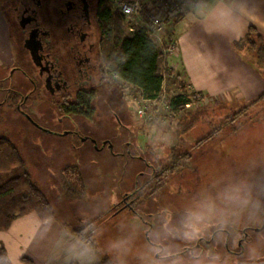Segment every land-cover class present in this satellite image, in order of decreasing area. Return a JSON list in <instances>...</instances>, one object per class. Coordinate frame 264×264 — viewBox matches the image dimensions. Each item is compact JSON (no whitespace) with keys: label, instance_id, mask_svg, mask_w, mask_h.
Listing matches in <instances>:
<instances>
[{"label":"rangeland","instance_id":"1","mask_svg":"<svg viewBox=\"0 0 264 264\" xmlns=\"http://www.w3.org/2000/svg\"><path fill=\"white\" fill-rule=\"evenodd\" d=\"M1 1L0 81L8 82L11 52L18 49V42L13 44L11 34L16 26L11 25L10 10ZM108 1L114 10L115 0ZM190 1H183L185 11ZM116 15L130 35L128 28L136 26L135 21ZM166 26L160 39L153 35L162 56L171 40L165 37ZM102 36L99 21V66L92 80L95 97L90 117L67 112V105L55 103L43 92L34 101L28 98L19 111L13 105L0 106V135L17 145L32 178L54 205L57 219L70 226L95 219L94 244L101 259L108 256L118 264H156L159 257L152 235L171 228L177 237L185 231L186 217L191 216L199 236L170 239L176 259L188 261L195 250L202 264H208L212 256L219 257L217 264H264V218L250 221L246 212L227 199L240 188L264 205V97L252 104L253 100L236 92L205 96L167 63L157 99H144L140 89L128 83L123 84L122 92H116L101 79ZM250 38L261 42L256 32ZM244 47L251 56L248 63L264 79V63L248 44ZM176 75L185 83L190 103L174 115L167 100L181 93L180 84L170 82ZM116 116L128 128H121ZM115 135L119 137L113 138ZM106 138L115 144H106ZM127 140L132 142L129 147ZM71 165L79 166L86 182V194L80 199L65 198L61 189V170ZM155 173L161 174L158 180L153 178ZM15 175V170L0 172V184ZM148 177L150 182L139 195ZM150 185L156 189L152 195ZM134 194L140 196L137 205L121 207ZM221 223L225 224L222 233L218 231Z\"/></svg>","mask_w":264,"mask_h":264},{"label":"crops","instance_id":"2","mask_svg":"<svg viewBox=\"0 0 264 264\" xmlns=\"http://www.w3.org/2000/svg\"><path fill=\"white\" fill-rule=\"evenodd\" d=\"M190 2L188 11L164 31L165 37L178 41L176 51L165 54L167 66L205 96L236 92L248 100L259 97L264 93L263 75L248 63L247 48L236 43L250 25L264 35V0ZM0 246L12 264H96L101 260L99 251L79 240L62 220L42 222L36 213L19 217L8 230L0 231ZM81 248L88 250L89 257L76 255Z\"/></svg>","mask_w":264,"mask_h":264},{"label":"trees","instance_id":"3","mask_svg":"<svg viewBox=\"0 0 264 264\" xmlns=\"http://www.w3.org/2000/svg\"><path fill=\"white\" fill-rule=\"evenodd\" d=\"M116 14L118 12L113 10L112 4L108 0H103L99 18L103 35L100 51L101 79L107 81L116 92H122L123 84L128 83L140 89L144 99H157L163 89L162 69L166 63V57L162 56L157 44L145 28L127 35ZM252 32H256L260 43L252 41L250 38ZM246 44L254 51L256 59L264 63V35L253 25L249 26L246 35L236 43V46L242 47ZM103 67L106 70H103ZM170 82L180 84L181 93L167 100L168 107L174 115H177L190 103V95L185 91L186 85L180 80L179 75L174 76ZM89 96L72 107L69 105L67 112L76 114L82 113L86 107L91 109L90 99L95 97V91L90 92ZM263 97L264 93L253 100L252 104ZM248 108L249 106L244 107L240 113L247 111ZM90 113L85 112V115ZM11 170H15L16 175L0 184V231L8 230L14 220L30 213H36L42 222L56 219L54 205L47 193L32 178L19 148L9 137L0 135V172ZM60 176L61 189L65 198L73 200L85 196L86 182L79 166L71 165L63 168ZM145 187H142L139 195L143 194ZM148 189L151 195L156 191L152 185L148 186ZM134 196H132L134 197L131 203L132 208L135 207L134 204L137 205L140 197L136 194ZM121 207L124 208L126 205L123 204ZM64 225L70 228L79 240L97 250L94 241L98 223L95 219L78 226H70L67 223ZM0 264H12L7 251L1 246ZM69 264L80 263L72 261ZM96 264L118 263L104 256Z\"/></svg>","mask_w":264,"mask_h":264},{"label":"flooded vegetation","instance_id":"4","mask_svg":"<svg viewBox=\"0 0 264 264\" xmlns=\"http://www.w3.org/2000/svg\"><path fill=\"white\" fill-rule=\"evenodd\" d=\"M1 2L10 10L11 25L16 26L11 36L13 44L14 40L18 42V49L12 52L9 83L0 81V106L13 105L15 111H19L28 98L34 101L43 92L53 97L55 103L60 101V104L67 105V110L69 105L72 107L90 97L89 93L94 92L92 80L99 66L100 0ZM43 102L47 103L46 100ZM89 107L91 109L86 107L82 113L76 114L91 112L85 115L90 117L94 107ZM67 115L69 113H64V116ZM116 118L121 128H128L122 122L124 119ZM73 126L77 127L75 121ZM92 141L96 142V139ZM110 142L115 144L111 139L106 140V144ZM125 144L129 147L132 142L127 140ZM127 152L131 153L130 150ZM160 176L155 173L153 178L158 180ZM150 179L148 177L142 187L147 186ZM134 197L123 200L124 205L132 207Z\"/></svg>","mask_w":264,"mask_h":264},{"label":"clouds","instance_id":"5","mask_svg":"<svg viewBox=\"0 0 264 264\" xmlns=\"http://www.w3.org/2000/svg\"><path fill=\"white\" fill-rule=\"evenodd\" d=\"M227 199L237 209L246 212L247 218L250 221H259L264 218V205L259 200H254L249 191L237 188L228 194ZM191 221V216L186 217L184 224L185 231L177 237H173V230L171 228H164L152 235L154 251L159 257L156 264H202L201 256L197 251L192 250L190 252V260L183 261L175 258L177 254L169 245V240L172 238L193 240L199 236V233L193 228ZM224 228L225 224L221 223L218 226V231L222 233ZM76 255L82 258L89 257L86 248H81ZM218 261L219 257L212 256L209 258L208 264H217Z\"/></svg>","mask_w":264,"mask_h":264},{"label":"built area","instance_id":"6","mask_svg":"<svg viewBox=\"0 0 264 264\" xmlns=\"http://www.w3.org/2000/svg\"><path fill=\"white\" fill-rule=\"evenodd\" d=\"M186 0H115L114 10L129 21H135L136 26H129L130 34L145 28L152 40L155 35L158 39L164 26L173 22L185 13ZM178 47V41L171 39L165 52L173 53ZM189 103L186 105L188 106ZM143 114V110H138Z\"/></svg>","mask_w":264,"mask_h":264},{"label":"water","instance_id":"7","mask_svg":"<svg viewBox=\"0 0 264 264\" xmlns=\"http://www.w3.org/2000/svg\"><path fill=\"white\" fill-rule=\"evenodd\" d=\"M128 197V196H127ZM127 197L124 199V200H126L127 199Z\"/></svg>","mask_w":264,"mask_h":264}]
</instances>
